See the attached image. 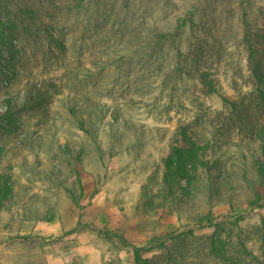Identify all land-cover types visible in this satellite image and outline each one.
Listing matches in <instances>:
<instances>
[{
	"label": "rangeland",
	"instance_id": "374dc122",
	"mask_svg": "<svg viewBox=\"0 0 264 264\" xmlns=\"http://www.w3.org/2000/svg\"><path fill=\"white\" fill-rule=\"evenodd\" d=\"M250 44L264 0H0V264L264 261Z\"/></svg>",
	"mask_w": 264,
	"mask_h": 264
},
{
	"label": "trees",
	"instance_id": "16d2710c",
	"mask_svg": "<svg viewBox=\"0 0 264 264\" xmlns=\"http://www.w3.org/2000/svg\"><path fill=\"white\" fill-rule=\"evenodd\" d=\"M250 56L252 57L253 63L251 67V75L256 83V93H257V104L259 110L262 114V121L260 125L256 129V139L259 143L260 155L254 160V167L257 171L258 176L264 183V62L258 57L257 49L254 48L252 44L249 47ZM201 83L206 87L207 91L210 93H217V87L214 80L210 77V74L207 72H203L200 74ZM224 101H227L225 97H223ZM228 102V101H227ZM232 107L236 109V105L231 103ZM14 113L12 109L8 106L6 111L0 116V119L9 122L10 124L13 122ZM195 143H191L187 141L186 148H183L179 152V157L182 158L183 167L187 166L189 163H195L196 159V151H195ZM199 163L201 165H206L208 169H213L217 167V164L214 163L212 165L208 164L205 161L200 160ZM22 240H29L30 237L22 236L19 237ZM262 240L264 244V224H263V235ZM227 246L228 242L226 240H222L220 238H213L211 240L210 251L212 254L220 259L222 262H228L229 264H237L229 255L227 254ZM260 264H264L262 261Z\"/></svg>",
	"mask_w": 264,
	"mask_h": 264
}]
</instances>
